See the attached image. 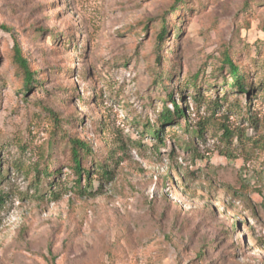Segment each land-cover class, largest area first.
I'll return each instance as SVG.
<instances>
[{
    "label": "rangeland",
    "instance_id": "rangeland-1",
    "mask_svg": "<svg viewBox=\"0 0 264 264\" xmlns=\"http://www.w3.org/2000/svg\"><path fill=\"white\" fill-rule=\"evenodd\" d=\"M1 25L0 264H264V0H0Z\"/></svg>",
    "mask_w": 264,
    "mask_h": 264
},
{
    "label": "trees",
    "instance_id": "trees-1",
    "mask_svg": "<svg viewBox=\"0 0 264 264\" xmlns=\"http://www.w3.org/2000/svg\"><path fill=\"white\" fill-rule=\"evenodd\" d=\"M175 1L178 3L179 0H175ZM176 8H178V6L174 5L172 10H175ZM0 28L3 30L9 31V29L6 28V26L1 25ZM166 33H167V28L165 27L163 23L159 32L156 35L157 45L163 41ZM12 37H13L14 45L12 47L11 58L22 74V77H23L22 85L25 88V91L27 92L30 89V85L35 75L33 74V72H31L29 65H28L27 58L24 56L22 49L18 45L16 41V37L14 35H12ZM224 62L225 64H227L228 73L230 74L232 79H234L231 84H227L228 87H234L238 90H241L242 93H245L246 88H244V85H243L244 84L243 74L239 73L237 66L232 62V60L227 55L224 58ZM191 87L193 88L195 86H191ZM198 96L199 94L197 93L196 97L194 98L197 101H198ZM171 103L173 105L172 113L170 114L169 110L165 109L164 111H162L161 115L159 116V119L162 124L171 121V119H173L174 117L175 118L184 117V110L180 106H178L174 100H172ZM148 132L152 134V136H154V139L156 141H161L160 140L161 131L150 129L148 130ZM191 133L193 135L200 136L203 132L200 129H195V131L191 130ZM224 133H225L224 135L231 136L230 132H228L227 130H224ZM68 144H69V151H70V156H71V159H70L71 169L76 174V181L79 183L81 179V175H83L85 178V182H86L85 183L86 185L83 188L84 192L90 194L93 197L94 195L92 194L91 181L89 180V170H85L82 166L85 154L87 155L90 151L89 147L87 146L85 142L78 140V139H74V140L69 139ZM96 173L99 174L98 178L101 181V183L105 181L106 182L110 181L113 177L112 171L104 167V164H100V168L96 169ZM46 175L50 176L52 174L46 173ZM81 189L82 188L79 187V190Z\"/></svg>",
    "mask_w": 264,
    "mask_h": 264
}]
</instances>
